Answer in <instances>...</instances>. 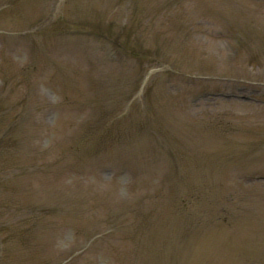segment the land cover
Wrapping results in <instances>:
<instances>
[{
  "label": "rangeland",
  "instance_id": "rangeland-1",
  "mask_svg": "<svg viewBox=\"0 0 264 264\" xmlns=\"http://www.w3.org/2000/svg\"><path fill=\"white\" fill-rule=\"evenodd\" d=\"M0 264H264V0H0Z\"/></svg>",
  "mask_w": 264,
  "mask_h": 264
}]
</instances>
